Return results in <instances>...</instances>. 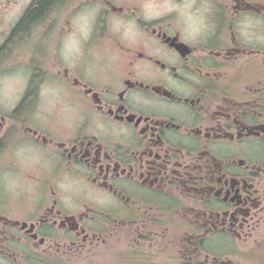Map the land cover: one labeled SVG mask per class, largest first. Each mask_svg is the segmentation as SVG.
I'll list each match as a JSON object with an SVG mask.
<instances>
[{
  "label": "flooded vegetation",
  "instance_id": "obj_1",
  "mask_svg": "<svg viewBox=\"0 0 264 264\" xmlns=\"http://www.w3.org/2000/svg\"><path fill=\"white\" fill-rule=\"evenodd\" d=\"M263 222L264 0H0V264Z\"/></svg>",
  "mask_w": 264,
  "mask_h": 264
},
{
  "label": "rangeland",
  "instance_id": "obj_2",
  "mask_svg": "<svg viewBox=\"0 0 264 264\" xmlns=\"http://www.w3.org/2000/svg\"><path fill=\"white\" fill-rule=\"evenodd\" d=\"M120 227H116L111 236L108 232L105 242L101 241L99 245L87 249L79 255L66 257L52 255L46 256V258L49 259V264H173L176 262L173 259L176 254L152 249L144 242L137 241L135 236L128 235L125 232V227ZM258 230L247 241L236 240V249L228 255L222 252L233 248L231 241L226 238L217 239L216 243L220 247L216 251H212V255H226L223 259L229 258L233 262L232 264H264V222ZM258 241H260V245H258ZM180 257L182 260L184 259L182 256ZM210 258L212 259V257ZM203 259L204 256H201V260Z\"/></svg>",
  "mask_w": 264,
  "mask_h": 264
}]
</instances>
